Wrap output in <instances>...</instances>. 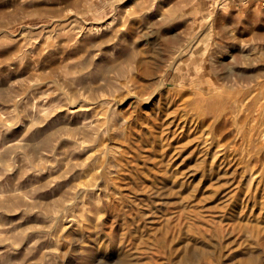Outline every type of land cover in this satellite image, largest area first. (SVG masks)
I'll return each instance as SVG.
<instances>
[{
    "label": "rangeland",
    "instance_id": "374dc122",
    "mask_svg": "<svg viewBox=\"0 0 264 264\" xmlns=\"http://www.w3.org/2000/svg\"><path fill=\"white\" fill-rule=\"evenodd\" d=\"M200 30L212 33L196 50L208 70L235 41L264 60V0H0V264L123 263L109 188L89 174L109 156L97 130L121 108L109 103L128 67L119 49L147 38L172 61ZM84 225H102L93 252Z\"/></svg>",
    "mask_w": 264,
    "mask_h": 264
},
{
    "label": "bare ground",
    "instance_id": "6f19581e",
    "mask_svg": "<svg viewBox=\"0 0 264 264\" xmlns=\"http://www.w3.org/2000/svg\"><path fill=\"white\" fill-rule=\"evenodd\" d=\"M210 31L172 61L147 38L119 49L128 67L109 103L121 108L97 130L109 156L87 173L99 168L93 176L109 188L120 234L110 232L108 244L123 238L122 264H264V60L235 41L229 61L208 70L196 50ZM186 50L194 72L178 75ZM83 229L82 250L93 252L102 225Z\"/></svg>",
    "mask_w": 264,
    "mask_h": 264
}]
</instances>
